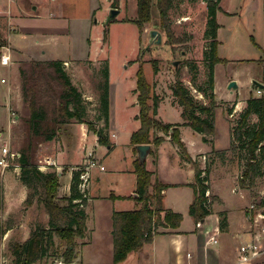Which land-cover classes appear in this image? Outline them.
I'll return each mask as SVG.
<instances>
[{"label": "crops", "instance_id": "crops-1", "mask_svg": "<svg viewBox=\"0 0 264 264\" xmlns=\"http://www.w3.org/2000/svg\"><path fill=\"white\" fill-rule=\"evenodd\" d=\"M119 1L116 7L118 9L120 6ZM11 3L12 0H7L9 9L0 13L2 20L5 19L8 25V31L5 35L2 36L0 34L8 42V46L0 45V57L4 53H9L11 56L10 65H4L0 60V65L7 68V78L3 77L0 81V141L6 133V126L9 128L8 138L12 139L14 127L20 117L15 111H23L24 109L19 75L20 62L24 60L59 59L63 63L69 79L82 94L86 120L92 122V124L96 122V128L107 134L108 139L117 137L116 131L118 130H113L114 117L113 113H111V83H109L108 88V119L105 125L103 114L99 110L98 92L91 82L89 83L90 79L84 72L86 69L84 66H87L88 62L92 63V65L97 62H93L88 58L85 49V51L81 50V47L83 48L82 43H85L83 41L84 38H90L92 32V16L96 10H103L102 18L104 19L109 12V8L112 7V0H107L106 5L101 4L99 0H91V2L89 0H75L74 3L72 2L74 4L73 8L66 11H60L55 8L54 4L40 7L36 3L30 12L24 11L21 15L19 14L20 16L13 14ZM125 18L119 21H123ZM0 28H3L1 18ZM219 28L217 29V36ZM75 38H79L76 41L77 49L82 52L80 54L75 53L76 45L72 43L73 52L69 48L68 54L60 56L55 49L56 43L54 40ZM23 41H33V44L37 46V53L31 52L28 57H25V48L21 47ZM78 41L82 42L78 44ZM134 87H131L133 95H135L133 92ZM92 89L95 92L94 96H96L94 103L96 106L95 120H90L87 117L89 116L87 111L91 102L90 91ZM134 104L130 113L137 123H134V126L129 128L127 132L129 139L131 133L139 127V121L135 118L138 113L136 101ZM127 113L130 114L129 109H127ZM116 122L118 121L114 123ZM183 122L181 120L179 123ZM118 125L123 124L118 123ZM178 128L180 139L186 146L189 156L199 164L201 162L204 163V153L211 150V145L202 139V133L194 131L188 125L181 124ZM191 132L200 136L199 143L194 141L187 142L188 135L192 134ZM97 133L88 128L85 122H76L72 119L62 124L57 131V135L44 146L47 149L46 153L41 155L42 158L36 164L43 172L55 170L58 175V181L63 180L64 185L62 188L64 191L62 194L59 193L57 195L61 202H65L63 200L64 197L70 194V181L74 169L84 164L86 154L90 151L86 148L87 143H91L93 147H95L96 143L98 144V149L90 152L93 153L95 160L101 165H103V159L116 149L118 145L116 140H109L111 142L109 145L101 144L98 141L99 135ZM158 135L162 136L161 133ZM0 146L3 148V143ZM124 147L123 156L117 162L113 161L110 164V169H107L106 165H103L104 169H100L97 165L88 169V178L85 182L86 198L83 205H81L87 217L84 233L83 236L75 239L74 258L70 262L63 261V263L59 264H264V252L256 255L249 262L239 263V246L245 244V242H239L238 236H241L244 241L248 240V242L255 237H259L258 231L254 233V231L251 232L249 229L251 222L248 221L246 214L243 213V207L246 204H240L239 214L235 218L225 196L220 193L215 184L213 185L210 182V193L219 197L218 201L214 205L212 204L213 211L203 221L199 222H195L192 216L188 214L189 204L194 198L192 188L188 185L194 181V166L189 161L180 158L179 150L177 146L175 147L169 141V136H164V140L157 146L149 143L150 149L154 152L150 151L147 153L153 154V157L151 158L149 154L145 164L146 169L152 171L150 179L153 183L157 180L162 184H168L162 192L163 208H170L175 212L181 213L183 220L179 227L175 229L160 227V230H158L160 233L154 235L150 242L144 243L140 249L128 253L125 259L113 263L111 214L114 210H132L140 206V203L134 198L135 173L132 164L135 154L137 157V153L129 140L128 144H124ZM154 147H156L155 150ZM165 147L168 148L165 152L171 160L168 161L169 176L162 179L158 171L161 170L162 162H164L162 161V159L164 160L162 149ZM19 155L20 153L18 152V159ZM198 155L200 157L196 159ZM46 157L52 159L54 164H47L45 162ZM20 170L21 167L19 165L13 168H4L0 165V198H2L0 201V239L2 238L4 245L12 234H14V239L20 238L21 242H23L29 237L31 228L38 224L43 225L45 228L49 226L48 212L44 209L41 202L33 200V203L25 204L24 200L28 189L19 180ZM245 191L244 188L239 186H232L227 194L230 195L232 193L239 200H243L246 198L244 196ZM72 201L75 203L76 200ZM101 202H106V206L104 207ZM215 206H222V208L218 209H225L228 215L226 226L223 229L218 227V215L215 214L218 209H215ZM185 221L187 222L186 225H184ZM211 237L216 239V243L210 240ZM54 241H56V237H54ZM104 247L108 251V254H106L108 257L107 262H103L104 255L100 252ZM187 254H190V256H187ZM56 258H60V256Z\"/></svg>", "mask_w": 264, "mask_h": 264}, {"label": "rangeland", "instance_id": "rangeland-1", "mask_svg": "<svg viewBox=\"0 0 264 264\" xmlns=\"http://www.w3.org/2000/svg\"><path fill=\"white\" fill-rule=\"evenodd\" d=\"M74 1L12 0L11 4L13 14L20 16L24 11L30 12L36 3L40 7L54 4L55 8H58L60 11H66L73 8L74 4L72 2L74 3ZM99 1L101 4H107V0ZM119 2L120 12L116 15L117 19L116 21H110L107 26L104 25V20L107 15L103 19V10H96L92 16V32L90 38H84L83 41L85 43H82L83 48L81 47V50H86L90 60L98 63L92 65V63L88 62L87 66H84L86 68L84 72L88 75V79H90L89 83L91 82L92 86L99 93L101 82H106L101 75V67L103 65L108 70V88L109 83H111V113H113L114 117L113 130L117 129L118 131L115 130L117 137L110 138L109 136V140H116L118 145L111 154L103 159V165H106L107 169H110V164L113 161L117 162L121 159L123 156V148L125 149L124 144H128L129 140L127 132L129 128L134 126V123H137L131 117L130 111L136 101V96L131 92V87L135 85L134 73L139 65H142L145 77L153 85L154 93L160 98L155 117L163 123L166 121L177 123V128L183 124L179 123L181 120L186 122L181 116V109L177 105L171 90V86L174 85L176 78H178L188 88L190 94L194 96L200 105L213 107L215 132L214 134H202L206 138V143L211 145V150L204 153V163L201 162L200 164L204 167L205 161L210 163V172L208 174L209 184L210 182L213 185L215 184L220 193L225 196L235 218L239 214L240 204H246L243 207V213L246 214L248 221L251 222L249 226L250 231H254V233L258 231L259 237L257 238L259 246L262 248L261 251L263 252L264 231L262 229H264V208L260 207L259 200L264 195V160L260 162V174L256 177L254 186L252 188H244L246 190L244 192L246 198L239 200L234 194L230 193L228 195L227 193L232 186H239L238 177L244 168L247 153V148L243 146L236 147L234 151L229 149L230 140L233 138V131L249 96H258L261 94L257 88L250 87V83L252 78L259 81L261 78V63L259 59L263 58L264 53V1L219 0V5L222 6L224 11H217L216 13V20L221 24L218 36L216 37L218 41L216 53L225 62L218 61L213 66L214 86L212 90H209L207 85L209 59L206 56V52L209 49L210 39L205 36L207 29V25L205 24L207 9L202 0H173L168 12L169 31H165L157 23L153 24V21L156 20L154 18L151 22L144 24L143 30L139 35L138 27L133 22L127 20L125 22L119 21L124 17L136 16V0H120ZM0 9L2 12L9 9L7 0H0ZM0 18L3 28L6 26L4 29L0 28V34L4 36L8 31V25L5 19L2 20L1 16ZM106 27V40L103 41L102 37ZM150 29H156L161 33L160 44H156L152 40L149 41L148 32ZM77 39L79 38L54 40L57 53L60 56L66 55L69 53V48L73 52V43V45H76L74 52L80 54L82 51L77 49ZM79 42L82 41H78V44ZM22 43L23 45L21 47L25 48V57H28L31 52L37 53V46L33 44V41H23ZM187 60H193L196 63L195 81L192 80L193 76L186 63ZM173 61H178V64L176 66L173 65ZM153 65L157 66L158 71L156 73L153 72ZM95 71L96 73H94ZM6 76L7 68L0 65V81ZM231 79L236 80L237 87L229 90L227 89V84ZM203 90L205 93H203ZM90 93L91 102L88 106L87 112L89 116L87 117L90 120H95L96 106L94 103L96 96H94L95 92L93 89ZM210 93H214L212 100L208 97ZM149 102L151 103L152 100L149 99ZM127 109H129L130 114L127 113ZM15 113L20 117L14 127L12 139L10 140L8 138L9 128L6 126V133L0 141V145L2 143L3 145L8 144L15 152L28 151L30 157L37 162L42 158L41 155L46 153L47 149L44 146L49 140L47 141L38 137L28 143L27 137H24L25 125L21 120V118H24L25 112L17 110ZM198 113L201 117L210 118L208 113L199 111ZM256 120L257 116L251 114L246 121V126H250ZM115 121L118 122L114 123ZM118 123H122L123 125H118ZM93 124V128L95 129L96 122ZM160 133L162 134L163 140L164 136H169V141H171L169 133L155 129L154 134L156 136H160L158 135ZM187 139L188 143L190 141L200 142V136L196 133L189 134ZM151 145L153 144L151 143ZM86 148L92 151L98 149V144L96 143L95 147H93L91 143H87ZM155 149L156 147H154ZM167 149V147L162 149V152H164V160L162 159V161L164 162H162L161 170L158 171L162 179L168 178L169 176L168 161L171 158L165 152ZM1 151L2 146H0V155ZM149 154L152 158L153 154ZM147 156L145 157V161ZM199 157L200 155L196 159ZM15 163H19L18 157L9 168L16 166ZM153 173L155 172L153 171ZM58 184L59 190H57V195L59 193L62 194L64 191L62 188L64 185L63 180L58 181ZM163 190L161 191V195ZM209 195H212L210 191ZM101 203L104 207L106 206V202ZM213 205L210 206L211 212L213 211ZM251 205L253 206L251 207ZM218 208H222V206H215V209ZM215 214L218 215V224L228 216L225 209H218V211H215ZM186 223L185 221L184 225ZM158 230H160V227ZM238 241L248 242V240H242L241 236H238ZM16 242H21V240L20 238L14 239V234L9 237L5 245L2 243V238L0 239V264L13 263L10 246ZM55 242L56 250L51 251L49 249L47 251L48 256L40 260L37 264L63 263L62 252L64 250V243L59 241L58 238H56ZM100 252L104 255L103 262H107V249L104 247ZM59 256L60 258H56Z\"/></svg>", "mask_w": 264, "mask_h": 264}, {"label": "trees", "instance_id": "trees-1", "mask_svg": "<svg viewBox=\"0 0 264 264\" xmlns=\"http://www.w3.org/2000/svg\"><path fill=\"white\" fill-rule=\"evenodd\" d=\"M202 1L207 9L205 36L210 39L209 49L206 52L209 59L207 85L208 89L212 90L214 86L213 66L218 61L225 62L216 53L217 29L220 26L216 20V13L224 10L219 5V0ZM172 3L173 0H136V16L134 18L126 17L123 21L133 22L138 27V32L141 33L144 24L155 18L153 24L157 23L165 31H169L168 12ZM111 6L117 7V0H112ZM106 32L107 27L103 33V41L106 40ZM7 44L8 42L0 35V45L8 46ZM259 61L261 63L260 81L264 82V53L263 58ZM186 63L192 72V80L195 81L196 63L193 60H187ZM157 71V66L153 65V72ZM19 75L24 103L23 112H25L24 118L21 120L25 125L24 137H27L28 143L38 137L47 141L53 139L60 126L73 119L76 122H85L88 128L98 132L99 143L110 144L108 135L101 129H94L92 122L86 120L82 94L69 79L64 65L59 59L24 60L20 62ZM101 75L106 82H101L99 87V110L103 114L106 125L109 96L108 70L104 65L101 67ZM134 78L133 92L136 95L138 106L135 118L139 121V127L131 133L129 142L136 152L135 145L137 144L152 143L157 146L163 141L162 136L154 134L155 129L169 133L170 140L178 147L180 158L189 161L194 166V181L188 184L192 188L194 198L189 204L188 214L195 222H199L211 213L210 206L219 199L215 195H205V191L209 190L210 163L205 161L204 167H201L189 156L186 146L180 139L177 123H163L155 117L160 98L154 93L153 85L145 77L141 64L135 71ZM171 90L181 109V116L186 121L183 124L202 134H214L213 107L200 105L178 78L171 86ZM203 93H205L204 90ZM208 97L212 100L214 93H210ZM149 99L152 100L151 103ZM198 111L208 113L210 118L201 117ZM251 114H255L257 120L250 126H246V121ZM170 129H172L171 133ZM151 133H153L152 137ZM202 139L206 141L204 136ZM229 144V149L233 151L238 146L247 148L244 168L238 180L240 187L252 188L256 177L260 174V162L264 160L263 91L258 96H249L246 100ZM150 151L153 150L149 149L148 152ZM19 153V166L21 167L19 180L28 189L24 202L26 205L33 203V200L41 202L48 212L49 226L45 228L43 225H36L30 229L29 237L26 240L10 246L13 256L12 264H37L48 256V249L56 250L55 236L64 243L63 261L70 262L75 255V239L83 236L87 218L84 208L81 207L85 202L86 190L81 189L80 174L85 171V166L79 165L74 169L70 181V194L64 197L65 202H61L57 197L59 187L57 172L55 170L43 172L37 167L35 159L30 157L28 151ZM132 164L135 173L134 198L140 203V206L132 210H114L111 214L113 263L125 259L128 253L138 250L144 243L150 242L154 235L160 233L159 227L175 229L183 220L181 213L170 208H163L161 191L168 184H162L157 180L153 183L150 179L152 171L147 170L145 161H141L138 157L133 159ZM72 200H76L75 203ZM259 205L264 208L263 198L259 200ZM225 226L226 219H222L218 227L223 229Z\"/></svg>", "mask_w": 264, "mask_h": 264}, {"label": "built area", "instance_id": "built-area-1", "mask_svg": "<svg viewBox=\"0 0 264 264\" xmlns=\"http://www.w3.org/2000/svg\"><path fill=\"white\" fill-rule=\"evenodd\" d=\"M1 13V9H0ZM0 60L2 64L4 65H10L11 62V56L9 53H4L1 55ZM18 157V152H15L12 150L11 146L8 144L3 145L2 148V158L0 159V165H2L4 168H9L13 165V161ZM45 162L49 165L54 164V161L48 157L45 158ZM15 165H19L16 164ZM99 166L100 169H104V166L99 164L97 160H95L94 155L92 152H88L86 154V159L83 164L85 166V171L80 174V178L82 179L81 181V189L86 188V180L88 178V169L92 168L94 166ZM205 195H209V190L205 191ZM264 199V195L262 196ZM253 205H251L252 207ZM264 231V229H262ZM210 240L213 243H216V239L214 237H211ZM261 247L259 246L258 238L255 237L253 238L252 241L242 244L239 246V251H240V256H239V263H246L249 262L251 259H253L256 255L262 253ZM264 252V251H263ZM187 256H190V254H187ZM191 264V263H188Z\"/></svg>", "mask_w": 264, "mask_h": 264}, {"label": "water", "instance_id": "water-1", "mask_svg": "<svg viewBox=\"0 0 264 264\" xmlns=\"http://www.w3.org/2000/svg\"><path fill=\"white\" fill-rule=\"evenodd\" d=\"M120 12V9L116 8V7H110L109 8V12L104 20V25H108L110 21L114 20L116 18V15ZM149 41H153L156 44H160L161 42V33L156 30V29H150L149 32ZM178 61H173V65H177ZM237 87L236 84V80L235 79H231V81L228 82L227 84V89L232 90L234 88ZM250 87H254L257 88L258 91H264V83L252 78L251 79V83H250ZM172 129H170V133H171ZM97 135H99V133H97ZM136 147V153H137V157L141 160V161H145V157L147 156L148 150L150 149L149 147V143L147 144H137L135 145ZM201 221H203V219H201Z\"/></svg>", "mask_w": 264, "mask_h": 264}]
</instances>
